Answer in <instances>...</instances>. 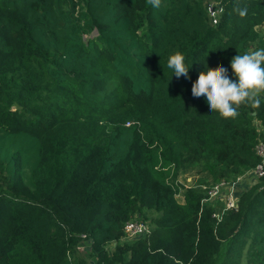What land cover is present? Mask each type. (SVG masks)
I'll return each instance as SVG.
<instances>
[{"label":"trees","instance_id":"1","mask_svg":"<svg viewBox=\"0 0 264 264\" xmlns=\"http://www.w3.org/2000/svg\"><path fill=\"white\" fill-rule=\"evenodd\" d=\"M236 2L0 0V264H264V176L220 219L209 194L260 164L264 93L234 119L192 95L264 49V0Z\"/></svg>","mask_w":264,"mask_h":264},{"label":"clouds","instance_id":"2","mask_svg":"<svg viewBox=\"0 0 264 264\" xmlns=\"http://www.w3.org/2000/svg\"><path fill=\"white\" fill-rule=\"evenodd\" d=\"M153 8L161 6V0H147ZM233 11L240 17L247 14V8H241L237 0ZM231 69L238 81L231 80L223 65L200 72L192 85L194 97H205L211 112H218L222 118H236L241 105L258 109L261 106V94L264 93V49H258L243 55H236L231 60ZM167 67L179 78L188 76L189 68L185 65V55L176 51L167 59Z\"/></svg>","mask_w":264,"mask_h":264},{"label":"rangeland","instance_id":"3","mask_svg":"<svg viewBox=\"0 0 264 264\" xmlns=\"http://www.w3.org/2000/svg\"><path fill=\"white\" fill-rule=\"evenodd\" d=\"M217 4L212 3L208 6V10L211 13L212 17L216 18L217 14V9H216ZM257 30L261 33V35L264 37V24L261 25L260 27L257 28ZM244 179L240 180L237 182V186L235 189V192L242 194L245 190L249 189L253 184H256V182L258 181L259 177L255 174V172H250L249 174L243 175ZM241 176V177H243ZM201 178V175L198 174V171H191L186 173L183 178H181L182 182H184L185 184H187L188 186H196L198 184V180ZM188 179V181H187ZM237 181V180H236ZM234 181V182H236ZM232 182V184L234 183ZM211 183V182H210ZM231 197V189H227L221 192V194L216 197L213 198L212 200H210V203L213 204L216 208H217V216L218 217H222L223 213L227 210V203H228V199H230ZM180 202H183V197L179 196L178 197ZM233 200L236 201L237 205H238V201H237V197H233ZM225 210V211H224ZM149 224V222H147ZM123 242L127 241V240H122ZM116 246V244H111L108 246V250L110 252L113 251L114 247ZM79 251L81 253L82 256L84 257H88L90 252L92 251V245L90 242H84L80 244V248Z\"/></svg>","mask_w":264,"mask_h":264},{"label":"built area","instance_id":"4","mask_svg":"<svg viewBox=\"0 0 264 264\" xmlns=\"http://www.w3.org/2000/svg\"><path fill=\"white\" fill-rule=\"evenodd\" d=\"M256 152H257L258 156L261 158V162L253 172H255V174L260 178V177L264 176V140L259 143V145L256 148ZM249 173L250 172H248L247 174H249ZM243 179H244V176L239 177L238 180L236 182H234L233 184L222 182V183L216 185L215 187H213L210 190V193H209L210 194V200L218 197L222 191L227 190V189H231V197H230V199H228L227 209L236 208L237 203L235 200H233V197L236 196L237 201L239 200V197L241 194L238 195L237 192H235V189L237 186V182L240 180H243ZM215 216L220 219V217H218L217 214ZM147 232L149 233V226L147 224L132 221L126 225V229H125L126 237H125V239L132 240V239H135V238H137V237H139V236H141Z\"/></svg>","mask_w":264,"mask_h":264},{"label":"crops","instance_id":"5","mask_svg":"<svg viewBox=\"0 0 264 264\" xmlns=\"http://www.w3.org/2000/svg\"><path fill=\"white\" fill-rule=\"evenodd\" d=\"M239 195V193H237Z\"/></svg>","mask_w":264,"mask_h":264}]
</instances>
